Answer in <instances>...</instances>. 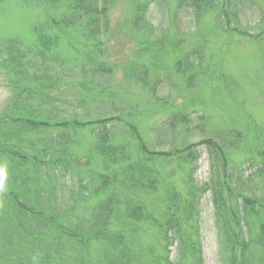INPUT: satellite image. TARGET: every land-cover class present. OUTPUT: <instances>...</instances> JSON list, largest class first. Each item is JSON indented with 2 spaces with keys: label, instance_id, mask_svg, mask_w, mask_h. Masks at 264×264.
<instances>
[{
  "label": "rangeland",
  "instance_id": "1",
  "mask_svg": "<svg viewBox=\"0 0 264 264\" xmlns=\"http://www.w3.org/2000/svg\"><path fill=\"white\" fill-rule=\"evenodd\" d=\"M74 2L0 0V42L3 45L7 40H16L25 49L34 48L37 42L35 27L43 28L42 34L49 38L59 37L58 47L51 53L53 56L50 57V53L46 57L35 55L31 56V60L36 62V68L54 69L56 76L62 78L60 83L64 84V96L76 94L74 106L62 108L63 117L69 113L78 116L82 122L120 118L109 121L102 128L98 125L86 129L80 134L84 155L74 152V156L87 162L89 153L93 162L91 169H100V160L93 154V149L100 142V133L105 131L109 133V144L122 143L129 155L134 153L138 156L136 158L144 160V165L150 166L145 158L137 154V142L132 138L128 125L138 128L150 150L165 153L181 151L210 137L219 140L222 145L234 144L231 132L239 131L243 133L244 145L240 144L229 153L231 174L240 191L264 197V159L257 155L260 141L264 140V0H231L238 7L236 25L242 30L240 35L222 30V18L218 11H197L191 0H88L90 5L104 10L103 14L98 15L93 29L85 31L79 26L70 28L66 25V28L49 30L46 25L53 19L63 22L72 16L69 7ZM225 2L227 0L213 1L220 5ZM182 3L184 5H180ZM140 8L144 9V19L137 11ZM157 42L164 45L162 59L155 48ZM2 49L0 47V52ZM80 50L90 53L94 61L84 62L77 54ZM199 58L200 68L190 70L191 73L189 71L190 76H195V86L191 89L188 78L178 72L177 75L173 68L180 63L186 64L185 59L190 62L196 60L198 64ZM99 65L102 66L100 71L97 69ZM103 68L109 72H101ZM140 71L148 72L149 82L157 83L158 98H152L151 93L136 79ZM8 72L7 66L0 64V116L6 112L10 118L22 117L19 111L10 107L14 93L9 81L14 75ZM194 99L198 107L191 106ZM185 105L188 106L191 122L182 126L177 121L174 126H168L170 116L177 115ZM3 124L0 126V136L15 134L18 130ZM26 140H20L25 149ZM253 147L254 153L257 152L255 156L250 153H253ZM192 149L197 155L194 163L196 171L192 175L179 170L178 163L168 165L167 161H155L152 164L154 175L160 182L157 192L150 196L128 193L127 200L140 201L152 218L165 220L174 191L181 201L188 196L190 184L202 189L211 180L212 162L206 146ZM2 161L4 168L11 164L4 159ZM83 162L81 164H85ZM76 168L82 170L78 163ZM81 172L84 182H89L88 175ZM72 175L77 177L73 172L65 183L67 188L71 186V190H75ZM97 186L101 188V182ZM88 188L92 189V185L89 184ZM211 195V191L198 195L194 205L198 218L193 214L191 221L194 224L191 226H195L197 221L203 264H224L214 227ZM87 199H90L87 201L89 207H96L108 199H114V196L109 191L99 197L89 195ZM75 207L77 218L87 211L86 205ZM184 207L190 208V199L184 202ZM74 213L67 214L72 224H76ZM1 222L0 246L3 247L10 230L3 220ZM156 228V225L144 224L138 233L139 241L157 244ZM113 230H118V226L114 225ZM45 235L47 238L50 236L48 233ZM195 236L196 233L192 238ZM171 251L170 257L174 259L179 251L177 243ZM99 252L98 246L94 252L97 260L101 259ZM143 253L146 260V253Z\"/></svg>",
  "mask_w": 264,
  "mask_h": 264
},
{
  "label": "trees",
  "instance_id": "2",
  "mask_svg": "<svg viewBox=\"0 0 264 264\" xmlns=\"http://www.w3.org/2000/svg\"><path fill=\"white\" fill-rule=\"evenodd\" d=\"M213 1L191 0L197 11H218L222 18V30L240 35L242 30L236 25L238 7L231 0L222 6ZM69 9L70 18H65L63 22L53 19L46 27L59 30V27L66 28V25L70 28L79 26L86 31L93 29L98 15L104 13V10L90 5L88 0H75ZM137 11L144 19V9ZM33 29L37 35V48L25 49L16 40H7L5 45L0 42V47H3L0 64L7 66L10 70L8 73L14 75L9 81L14 93L10 107L22 114V117L10 118L5 112L4 116H0V126L4 122L3 125L8 128L18 129L15 134L0 136V222L3 220L10 230L9 237L4 239L6 245L0 246V264H203L198 224L195 221V226H191L194 224L191 219L193 214L198 218L194 206L198 195L208 191L212 192L214 227L223 263L264 264V197L240 191L230 171L229 153L240 144L244 145L243 133L231 132L234 144L222 145L219 140L210 137L181 151L165 153L150 150L138 128L128 125L132 138L137 142V154L145 158L147 164L150 163L147 166L134 153L129 155L122 143L109 144V133L102 131L100 142L93 149V154L100 160V169H91L90 164L93 162L89 153L87 162L83 158L77 159L73 154H81L84 150V147L81 148L80 134L98 125L102 128L109 121L120 118L82 122L76 115H61L62 108L74 106L76 94L64 96V84L60 83L62 78L56 76L54 69L36 68V62L31 60V56L35 55L46 57L50 53V57L53 56L52 50L58 47L60 39L58 36H45L42 34L43 28ZM155 48L162 59L164 45L157 42ZM77 54L84 62L94 61L91 54L84 50L77 51ZM200 58L198 64L196 60L190 62L185 59L186 64L180 63L177 68H173L176 74L178 72L188 78L191 89L195 86V76H190L189 71L200 68ZM101 68V65L97 66L98 71ZM101 72L109 71L103 68ZM137 75L136 79L151 93L152 98H158L157 83L154 85L149 82L148 72L140 71ZM56 92L59 94L55 95ZM196 103L194 99L191 106L198 107ZM187 109L185 105L177 115H171L168 126H174L177 121L182 126L189 124L191 119ZM87 131L93 133L92 130ZM24 138L28 140L25 142L27 149L20 144ZM202 145L206 146L211 158V180L202 189L190 184L188 196L181 201L179 194L174 191L165 220L152 218L140 201L127 200L128 193L150 196L157 192L160 182L154 175L152 164L155 161H167L168 165L178 163L179 170L192 175L196 171L194 163L197 157L192 148ZM254 147L251 156L257 153H254ZM259 147L257 155L264 159V140L260 141ZM3 159L11 163L8 168L2 165ZM76 163L88 175L89 182H84ZM73 172L77 175H72L75 190H71V186L67 188L65 183ZM99 182L101 188L97 186ZM89 184L92 189L88 188ZM109 191L114 199H108L100 206L89 207V195L99 197ZM189 199L188 209L184 207V202ZM78 205L87 207L81 218H77L74 213ZM67 212L74 213L76 224L69 222ZM146 223L156 225L157 244L139 241L138 233ZM114 225L118 226V230H113ZM46 233L50 235L48 238ZM195 233V238H192ZM176 243L179 251L172 259L171 248ZM98 246L100 260L94 255ZM143 252L146 253V260Z\"/></svg>",
  "mask_w": 264,
  "mask_h": 264
}]
</instances>
